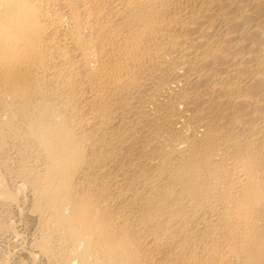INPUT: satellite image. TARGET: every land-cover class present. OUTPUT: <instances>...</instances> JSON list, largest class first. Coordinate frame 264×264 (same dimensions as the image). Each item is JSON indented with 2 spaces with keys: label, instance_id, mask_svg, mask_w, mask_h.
Listing matches in <instances>:
<instances>
[{
  "label": "bare ground",
  "instance_id": "1",
  "mask_svg": "<svg viewBox=\"0 0 264 264\" xmlns=\"http://www.w3.org/2000/svg\"><path fill=\"white\" fill-rule=\"evenodd\" d=\"M27 205L34 261L264 264V0H0L1 234Z\"/></svg>",
  "mask_w": 264,
  "mask_h": 264
},
{
  "label": "rangeland",
  "instance_id": "2",
  "mask_svg": "<svg viewBox=\"0 0 264 264\" xmlns=\"http://www.w3.org/2000/svg\"><path fill=\"white\" fill-rule=\"evenodd\" d=\"M13 211L18 232L10 233L8 236L0 232V255H6L7 264H47V260L41 255L38 256L40 258L38 260L36 259V261H34L31 255V252H33V254H39L35 243L39 239V231L37 227V217L29 212L30 205L22 209L15 207ZM21 233L23 234L21 235Z\"/></svg>",
  "mask_w": 264,
  "mask_h": 264
}]
</instances>
